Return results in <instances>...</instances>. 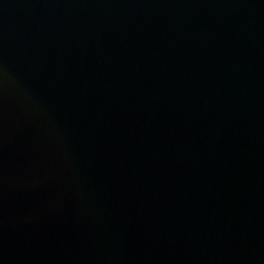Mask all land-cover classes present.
<instances>
[{
    "label": "water",
    "instance_id": "1",
    "mask_svg": "<svg viewBox=\"0 0 264 264\" xmlns=\"http://www.w3.org/2000/svg\"><path fill=\"white\" fill-rule=\"evenodd\" d=\"M0 264H264V0H0Z\"/></svg>",
    "mask_w": 264,
    "mask_h": 264
}]
</instances>
